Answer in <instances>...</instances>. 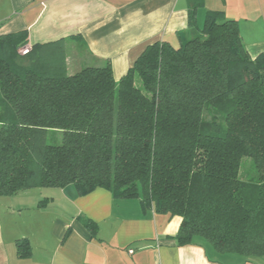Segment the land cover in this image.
<instances>
[{"label": "trees", "instance_id": "16d2710c", "mask_svg": "<svg viewBox=\"0 0 264 264\" xmlns=\"http://www.w3.org/2000/svg\"><path fill=\"white\" fill-rule=\"evenodd\" d=\"M203 4L190 0L178 48L148 45L119 81L110 61L68 75L64 40L21 56L28 31L0 35V197L101 188L180 217L178 247L200 240L264 257V53L248 55L239 23L222 12L200 28ZM49 132L63 134L60 146L47 144ZM244 158L254 181L240 178ZM80 221L97 236V224ZM29 243L17 240L18 258L32 256Z\"/></svg>", "mask_w": 264, "mask_h": 264}, {"label": "crops", "instance_id": "0c3cea01", "mask_svg": "<svg viewBox=\"0 0 264 264\" xmlns=\"http://www.w3.org/2000/svg\"><path fill=\"white\" fill-rule=\"evenodd\" d=\"M190 0H0V35L27 30L29 46L65 41L68 75L110 61L119 81L148 45L180 43ZM210 12L239 23L248 55L264 53V0H204ZM48 200L45 208L38 204ZM80 218L97 224L92 237ZM182 219L144 210L138 199L115 200L104 189L79 196L73 186L0 197V264H264V257L220 254L203 241L178 247ZM32 256L20 259L16 242Z\"/></svg>", "mask_w": 264, "mask_h": 264}, {"label": "rangeland", "instance_id": "374dc122", "mask_svg": "<svg viewBox=\"0 0 264 264\" xmlns=\"http://www.w3.org/2000/svg\"><path fill=\"white\" fill-rule=\"evenodd\" d=\"M202 26L203 25H201L200 28H202ZM171 44L174 45L176 48L180 46L179 43L176 41H173ZM213 116H214V113L212 112L211 109L208 108L205 110L204 117L206 121L213 120ZM216 116L218 117L217 121L220 123L219 116L218 115ZM62 138H63V134L61 132H49L47 135V139H46L47 144L54 145V146H60L63 142ZM256 177H257V171H255V167L252 161L249 158H244L242 160V167L240 169V178L243 181H251V180L254 181ZM208 246L210 245L208 244Z\"/></svg>", "mask_w": 264, "mask_h": 264}, {"label": "built area", "instance_id": "2783aa9c", "mask_svg": "<svg viewBox=\"0 0 264 264\" xmlns=\"http://www.w3.org/2000/svg\"><path fill=\"white\" fill-rule=\"evenodd\" d=\"M30 49H31V46H26V47H23L22 49L18 50L19 51V54L21 56H26L29 54L30 52Z\"/></svg>", "mask_w": 264, "mask_h": 264}]
</instances>
